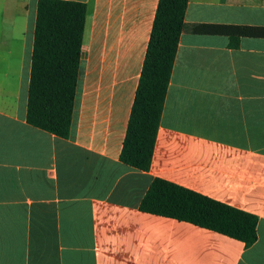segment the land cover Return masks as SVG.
I'll return each instance as SVG.
<instances>
[{"label": "crops", "instance_id": "0c3cea01", "mask_svg": "<svg viewBox=\"0 0 264 264\" xmlns=\"http://www.w3.org/2000/svg\"><path fill=\"white\" fill-rule=\"evenodd\" d=\"M38 0H0V264H264V38L179 37L150 167L119 157L158 0L85 5L69 135L26 121ZM184 23L264 28V0ZM160 178L257 217L240 241L141 212Z\"/></svg>", "mask_w": 264, "mask_h": 264}, {"label": "trees", "instance_id": "16d2710c", "mask_svg": "<svg viewBox=\"0 0 264 264\" xmlns=\"http://www.w3.org/2000/svg\"><path fill=\"white\" fill-rule=\"evenodd\" d=\"M188 0H158L120 161L139 171L150 167L155 139L181 33L224 35L231 48L242 37L264 38V28L184 23ZM85 5L38 0L27 95L26 121L60 138L69 135ZM139 210L186 222L231 239L245 248L257 240V217L160 178L152 180Z\"/></svg>", "mask_w": 264, "mask_h": 264}]
</instances>
